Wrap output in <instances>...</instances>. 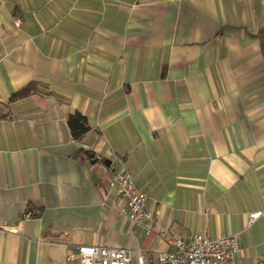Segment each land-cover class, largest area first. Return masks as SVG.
Instances as JSON below:
<instances>
[{
    "label": "crops",
    "instance_id": "0c3cea01",
    "mask_svg": "<svg viewBox=\"0 0 264 264\" xmlns=\"http://www.w3.org/2000/svg\"><path fill=\"white\" fill-rule=\"evenodd\" d=\"M262 28L264 0H0V264H79L81 244L159 264L194 233L264 264ZM105 162L163 236L123 214Z\"/></svg>",
    "mask_w": 264,
    "mask_h": 264
},
{
    "label": "built area",
    "instance_id": "2783aa9c",
    "mask_svg": "<svg viewBox=\"0 0 264 264\" xmlns=\"http://www.w3.org/2000/svg\"><path fill=\"white\" fill-rule=\"evenodd\" d=\"M97 158L101 159L98 155ZM104 164L109 177L108 185L115 188L125 199L123 214L144 232L156 231L159 236H163L164 230L157 229L156 225L158 214L147 208L146 193L123 168H115L110 163ZM31 215L30 211L25 213V217ZM258 215L259 212L250 213L248 224ZM1 228L0 226V231ZM170 243L173 248L156 254L159 264H238L233 256L240 246L234 235L211 239L202 233H194L188 238H172ZM76 258L79 264H131L128 251L123 247L81 244L77 246ZM136 264H146L141 253L137 255Z\"/></svg>",
    "mask_w": 264,
    "mask_h": 264
},
{
    "label": "trees",
    "instance_id": "16d2710c",
    "mask_svg": "<svg viewBox=\"0 0 264 264\" xmlns=\"http://www.w3.org/2000/svg\"><path fill=\"white\" fill-rule=\"evenodd\" d=\"M257 37L259 40V45H260L262 57H264V28H262L257 33ZM33 89H34L33 84H31V83L27 84L21 90L14 93L12 95V98L27 95ZM66 124H67V127L69 129V132H70L72 138H74L76 140L80 139L86 133V131H88V129H89L86 117L78 111H73V112H70L68 114L67 119H66ZM105 163H108V162H105ZM32 215H34V214H32Z\"/></svg>",
    "mask_w": 264,
    "mask_h": 264
}]
</instances>
